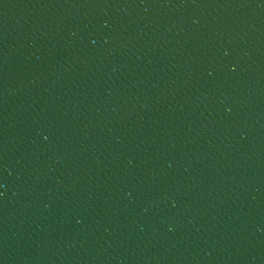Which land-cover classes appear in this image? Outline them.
<instances>
[{
    "label": "water",
    "instance_id": "obj_1",
    "mask_svg": "<svg viewBox=\"0 0 264 264\" xmlns=\"http://www.w3.org/2000/svg\"><path fill=\"white\" fill-rule=\"evenodd\" d=\"M0 264H264V0H0Z\"/></svg>",
    "mask_w": 264,
    "mask_h": 264
}]
</instances>
